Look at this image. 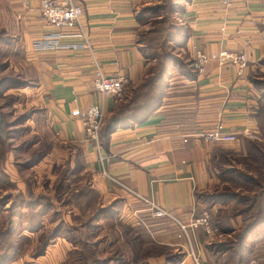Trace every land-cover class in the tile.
Here are the masks:
<instances>
[{
    "label": "crops",
    "instance_id": "1",
    "mask_svg": "<svg viewBox=\"0 0 264 264\" xmlns=\"http://www.w3.org/2000/svg\"><path fill=\"white\" fill-rule=\"evenodd\" d=\"M9 1L20 26L18 45L29 54L27 59L34 67L39 100L52 131L60 141L81 149L86 168L93 176V187L110 201H122V212L131 219L152 217L135 196L103 174L105 168L184 224L192 222L202 207L197 193L218 181L214 170L221 158L219 149L225 147L195 133L218 125L231 132L257 127L254 116L259 95L251 72L264 59V0H235L231 7L222 0H185L179 16V26L185 29L178 35L187 33L184 46L192 57L198 50L211 56L205 72L173 71L160 107L147 120L106 134L99 145L87 139L83 121L71 111L103 105L109 117L145 80L151 62L140 40V9L144 3L74 0L82 6L81 21L89 33L92 52H35L30 41L51 28L39 12L40 0ZM223 50L247 54L249 65L243 76L237 75L236 65L219 62ZM91 55L107 75L127 76L123 97L104 96L94 90ZM156 224L159 243L166 246L183 243L181 231L173 224L168 227L158 221ZM188 231L203 258V237L207 231L201 227H190ZM262 238L264 242V235ZM69 245L65 239L57 238L43 255L27 264H71L70 255L67 256ZM211 251L217 257L220 255L217 249ZM263 258L261 255L257 264H263Z\"/></svg>",
    "mask_w": 264,
    "mask_h": 264
},
{
    "label": "rangeland",
    "instance_id": "2",
    "mask_svg": "<svg viewBox=\"0 0 264 264\" xmlns=\"http://www.w3.org/2000/svg\"><path fill=\"white\" fill-rule=\"evenodd\" d=\"M184 1L142 0L144 5L140 9L141 32H157L147 33L149 35L144 37L154 46L143 43L151 62L148 72L166 71L168 79L173 71L193 68L190 65L193 57L186 46L177 42L180 39L170 37L163 42L170 26L176 32ZM19 28L11 2L0 0V30H5L3 33L0 31V112L3 118L0 131L1 262L12 260L27 264L43 255L57 238H63L70 244L67 256L70 255L73 262L78 259L75 264H117L115 257H123L120 260L125 264H223L218 262L222 260L224 264H257L256 260L261 257L258 251L251 254L245 250L251 245L256 250L261 249L257 242L264 235V226L258 225L253 234L257 235L251 236L248 247L245 245L242 250L240 242L244 236L246 217L236 213L250 203L246 196L264 189V176H261L264 173V157L256 151L253 155L250 150L251 143L264 145V103L261 121L256 120L257 127L251 128L259 133L261 139L242 136L240 141L222 143L225 147L219 149L221 158L214 170L218 181L213 187L197 193L202 207L193 220L207 212V225L196 227L192 222L184 224L174 215V218L154 217L152 210L143 202L139 203L144 204L152 217L134 220L122 212V201H110L93 187V176L86 168L81 149L60 141L53 133L46 110L39 100L34 67L27 59L29 54L18 45ZM50 31L51 28L45 32ZM32 40L30 47L35 51ZM81 51L92 52V43L91 50ZM167 56H172L173 61L164 65ZM258 66L251 76L253 81H257L254 88L261 96L264 90V61ZM138 87L134 91L139 90ZM124 103L121 101L119 105ZM109 117L105 116V124ZM103 174L124 190L105 174L104 168ZM110 176L117 178L112 174ZM117 180L129 186L120 178ZM232 192L242 198L229 199ZM260 203L264 206L262 196ZM156 221L164 227L173 224L178 228L183 243L160 245L154 230ZM190 227H201L204 232L207 231L203 237L205 259L197 253L194 239L188 231ZM54 234L55 237H52ZM217 246L220 250L218 257L211 251ZM41 248H44L42 254L37 255ZM108 258L113 260L110 262ZM261 262L264 264V258Z\"/></svg>",
    "mask_w": 264,
    "mask_h": 264
},
{
    "label": "built area",
    "instance_id": "3",
    "mask_svg": "<svg viewBox=\"0 0 264 264\" xmlns=\"http://www.w3.org/2000/svg\"><path fill=\"white\" fill-rule=\"evenodd\" d=\"M225 6L231 7L235 0H222ZM40 14L51 27L50 32H45L32 40V47L35 51H66L74 52L81 50H91L89 34L81 21L82 7L74 0H40L38 6ZM211 56L203 50H198L193 57V67L198 72H205L206 66ZM219 62L225 64L230 62L236 65L237 75L243 76L249 64L248 56L243 51L223 50L218 56ZM92 66L94 69L92 84L95 91L104 96H120L128 84V78L124 74L116 73L107 75L101 66V63L92 57ZM73 116L79 117L84 123V130L87 139L94 141L99 145V132L104 124L106 110L103 105H90L87 108H75L71 111ZM195 135L208 142L215 144L233 143L246 137L254 140L261 139L257 131L251 128H245L239 132L227 131L222 125L215 128L201 130ZM104 161L105 157H100ZM105 174L135 196L139 202L145 203L152 210L154 217H172V214L147 196L140 194L122 181L110 176L104 168ZM209 215L203 212L192 221L193 226L207 225ZM183 229L186 226L182 225ZM196 258V257H195ZM198 261V259H197Z\"/></svg>",
    "mask_w": 264,
    "mask_h": 264
},
{
    "label": "trees",
    "instance_id": "4",
    "mask_svg": "<svg viewBox=\"0 0 264 264\" xmlns=\"http://www.w3.org/2000/svg\"><path fill=\"white\" fill-rule=\"evenodd\" d=\"M180 11H181V9H180ZM140 19L142 21V17ZM174 25L177 26L176 24H174ZM176 28L178 31L176 30V32L174 33V30L170 26L168 33L163 38V42H164V40H165V42L167 40H170V37H171L173 40L180 39L177 42L178 43L180 42L181 43L180 45L184 46L186 43V40L188 38V35H187V33L178 35V33H179V31L181 32V30H183L185 28H184V26H178ZM0 31H1V33L5 32L4 29L0 30ZM147 33H157V32H156V30H153V31L147 32ZM147 33L141 32V34H140L141 43L142 44L146 43L147 46L151 45L152 47H154L152 45V43H149V41L146 42L144 40V37ZM147 35H149V34H147ZM143 48L145 49L144 44H143ZM172 61H173L172 56H170V57L167 56V57H165V60L163 63H164V65H169V63H171ZM262 61H264V60H262ZM190 65H192V67H193V60H192ZM193 69H194V67L192 69H186L188 71H185V72L186 73H192L194 71ZM152 77H154V78H152ZM168 80L169 79L166 77V71L162 70L160 73L151 72V71L148 72L145 80L138 87L139 90L133 92V94L129 98H127V100L125 101L124 104H120L119 106H117V108L113 111L111 116L108 118L106 124L104 123L105 125H103L101 127L100 132H99L101 143H102L103 137H105L106 134H110L111 132L117 130L119 127L129 125L133 122H143V121L147 120L149 118V116L158 107H160V105L162 103V97H163L164 89H165L166 85L168 84ZM254 82L257 83V81L255 79H254ZM263 89H264V87H263ZM257 102H258V104H257L258 110L256 111V114L254 117L258 122H260L261 117H262V113H263L262 106L264 103V90L261 93V96L258 97ZM0 131H1V126H0ZM251 144H252V147L250 148V150L252 149L251 153L253 152V155H254V153L256 151L260 156L264 157V145H259V144H254V143H251ZM231 172H232V170H231ZM261 176H264V173H261ZM250 179H252V178H250ZM254 182H255V180H254ZM261 196L264 197V189H261L260 193L256 191V192H254L253 195L246 196V200H248L250 203L247 204L246 206H244L243 208H241V210H239L240 213L239 212L236 213L237 215L240 214V215H243L244 217H246L244 220V221H246V223L244 224V236L242 237V240L240 239L241 240V242H240L241 248L240 249H242V250L244 248L248 247L247 244H248L249 238L251 236L257 235V234H255V235H253V234L255 233V230L257 229V227H259L258 225L264 226V206L262 203H260ZM240 198H242V197L240 195L238 196V194L236 195L235 192H232L229 196V199H233V200L240 199ZM55 235L56 234L52 235V237H55ZM160 245H162V244H160ZM245 245H246V247H244ZM257 245H261V249L256 250V247L254 245H251L250 247H248V248H250V250L247 248L245 251H248V252L250 251L251 254L258 251L259 255H264V242H263L262 237H260V239L258 240ZM163 246H166V245H163ZM216 249L218 252H220L218 246L215 247V249H213V251H216ZM43 250H44V248H41L40 252H38L37 255L42 254ZM131 253H133V252L131 251ZM122 258L115 257L116 261H118L117 264H125V263L121 262L120 259H122ZM221 258H223V257L221 256ZM76 259H74V262L71 261L72 264L76 263L75 262ZM108 259H109L108 261H110V262L113 260L112 258H108ZM2 261L3 262L0 261V264H7V263L11 262L12 260H5V261L2 260ZM134 262L136 263L135 259H134ZM219 262L224 264L223 260L219 261ZM226 264H230V263H226Z\"/></svg>",
    "mask_w": 264,
    "mask_h": 264
},
{
    "label": "water",
    "instance_id": "5",
    "mask_svg": "<svg viewBox=\"0 0 264 264\" xmlns=\"http://www.w3.org/2000/svg\"><path fill=\"white\" fill-rule=\"evenodd\" d=\"M3 118H2V113L0 112V126L2 125Z\"/></svg>",
    "mask_w": 264,
    "mask_h": 264
}]
</instances>
